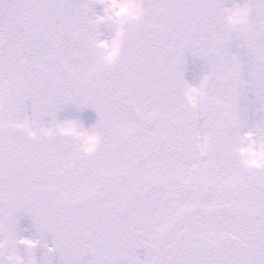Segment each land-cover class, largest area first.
Segmentation results:
<instances>
[{"label": "snow or ice", "instance_id": "6c2138e0", "mask_svg": "<svg viewBox=\"0 0 264 264\" xmlns=\"http://www.w3.org/2000/svg\"><path fill=\"white\" fill-rule=\"evenodd\" d=\"M0 264H264V0H0Z\"/></svg>", "mask_w": 264, "mask_h": 264}]
</instances>
